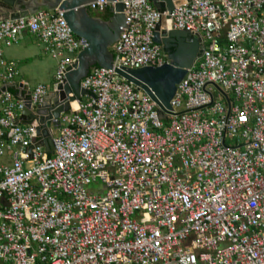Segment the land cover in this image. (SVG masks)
I'll return each mask as SVG.
<instances>
[{"label":"built area","instance_id":"obj_1","mask_svg":"<svg viewBox=\"0 0 264 264\" xmlns=\"http://www.w3.org/2000/svg\"><path fill=\"white\" fill-rule=\"evenodd\" d=\"M172 2L121 0L113 67H90L58 126L36 110L87 41L57 8L0 18V264H264V0ZM159 21L201 46L168 111L114 71L168 61ZM24 32L56 60L51 89L3 59Z\"/></svg>","mask_w":264,"mask_h":264},{"label":"water","instance_id":"obj_2","mask_svg":"<svg viewBox=\"0 0 264 264\" xmlns=\"http://www.w3.org/2000/svg\"><path fill=\"white\" fill-rule=\"evenodd\" d=\"M0 18L24 17L38 9H58L74 35L87 41V46L76 55L72 68H68L63 82L53 90L49 103L38 106L36 113L51 111L58 126L61 112H68L71 102L79 100L84 90L80 87V80L88 74L90 67L101 66L112 68L113 53L110 48L117 41L120 27L124 24L123 4L116 0L114 7H109L111 15L108 19L91 15L86 5L94 0H0ZM115 1V0H107ZM166 1V10L173 7L172 0ZM160 12L165 11L162 4L151 0ZM161 22L156 24L153 41L161 44L167 54L168 61L161 66H145L140 68H118L114 71L120 77L133 83L137 89L144 91L161 111L171 109L169 101L173 96L176 85L186 73L201 52L198 44L199 35H191L183 30L160 29ZM174 50H171V49ZM31 102L25 99V106L19 118L22 124L29 123L34 117L31 112ZM49 149L48 141L44 143Z\"/></svg>","mask_w":264,"mask_h":264},{"label":"crops","instance_id":"obj_3","mask_svg":"<svg viewBox=\"0 0 264 264\" xmlns=\"http://www.w3.org/2000/svg\"><path fill=\"white\" fill-rule=\"evenodd\" d=\"M107 11H109L108 8L102 12H91H93V16H99L102 19ZM1 51L4 61L16 63V66L19 69V76L15 78V81L25 80L28 82L29 79L32 78V74L42 69L43 61L50 57L38 44L36 37L26 32L21 34L17 43L10 45L3 44L1 46ZM53 79L54 75L50 80H47V82H28V84L30 83L29 87H33L37 84H44L47 89H51Z\"/></svg>","mask_w":264,"mask_h":264},{"label":"rangeland","instance_id":"obj_4","mask_svg":"<svg viewBox=\"0 0 264 264\" xmlns=\"http://www.w3.org/2000/svg\"><path fill=\"white\" fill-rule=\"evenodd\" d=\"M47 55H49V54H47ZM55 70H56V61L54 58H51V56H50V57L46 58L45 61H43L42 69L40 71L32 74V76H31L32 78H30V79L28 78L29 79L28 82H30V83L31 82L32 83L47 82V80H50L52 78Z\"/></svg>","mask_w":264,"mask_h":264},{"label":"trees","instance_id":"obj_5","mask_svg":"<svg viewBox=\"0 0 264 264\" xmlns=\"http://www.w3.org/2000/svg\"><path fill=\"white\" fill-rule=\"evenodd\" d=\"M90 13H91V15H94L93 12L90 11ZM110 15H111V12L110 11H107L106 15L104 17H102V19L106 20V19L109 18ZM171 50H174V49L172 48ZM12 92L16 93L14 90H12Z\"/></svg>","mask_w":264,"mask_h":264},{"label":"bare ground","instance_id":"obj_6","mask_svg":"<svg viewBox=\"0 0 264 264\" xmlns=\"http://www.w3.org/2000/svg\"><path fill=\"white\" fill-rule=\"evenodd\" d=\"M71 106H72L73 108L76 107V102H75V101L71 102Z\"/></svg>","mask_w":264,"mask_h":264}]
</instances>
